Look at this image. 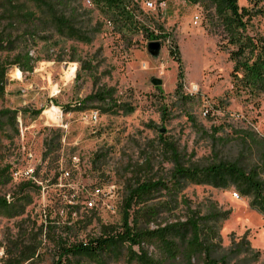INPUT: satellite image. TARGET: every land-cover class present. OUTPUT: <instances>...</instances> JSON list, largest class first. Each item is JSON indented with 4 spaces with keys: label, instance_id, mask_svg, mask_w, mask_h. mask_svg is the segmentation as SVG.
Listing matches in <instances>:
<instances>
[{
    "label": "rangeland",
    "instance_id": "rangeland-1",
    "mask_svg": "<svg viewBox=\"0 0 264 264\" xmlns=\"http://www.w3.org/2000/svg\"><path fill=\"white\" fill-rule=\"evenodd\" d=\"M123 1L132 19L108 0H77L81 37L73 38L33 8L52 26L49 42L33 47L30 55L41 60L33 73L8 70L0 96V264H126L122 244L112 254L76 258L62 249L104 229L122 233L127 186L149 181L165 182L176 201L162 193L147 203L158 222L183 220L187 206L204 215L214 204L230 213L220 225L218 257L264 264V207L251 191L232 178L175 184L171 152L185 168L257 165L242 140L252 136L264 147V99L255 107L234 94L233 66L211 10L188 0ZM258 1L263 15L252 24L264 33ZM152 42L162 46L157 58L148 53ZM13 54L0 52V62ZM100 89L111 91L116 105L83 103ZM106 188L107 202L88 210L89 195ZM131 208L133 225L144 208Z\"/></svg>",
    "mask_w": 264,
    "mask_h": 264
},
{
    "label": "trees",
    "instance_id": "trees-1",
    "mask_svg": "<svg viewBox=\"0 0 264 264\" xmlns=\"http://www.w3.org/2000/svg\"><path fill=\"white\" fill-rule=\"evenodd\" d=\"M76 1L0 0V52L14 53L12 57L0 62V96L4 94V80L9 69L16 67L24 74H31L36 64L41 61L30 54L40 40L49 42L46 36L51 26L46 21L48 18L55 26L58 25L61 33H66L70 38L74 35L81 37V32L78 31L81 29L78 26ZM108 1L119 6L123 15L132 19L126 12L127 6L123 0ZM188 2L213 12L220 38L219 47L228 54L233 66L231 79L234 94L245 104L258 107L264 99V33L255 32L252 22L263 15L261 10H257L260 1L248 0L253 8L240 7L238 0ZM34 7L41 8L49 17L38 16L33 12ZM131 11L129 12L132 15ZM11 31L15 34H8ZM172 56L179 62L177 51L174 50ZM49 60L50 58H46V61ZM83 103L116 105L112 92L106 89H100ZM39 114L40 112L36 115ZM242 144L249 154L255 153L257 165L240 167L223 162L205 168H185L177 153L171 150L174 164L172 179L175 184H179V180L195 181L205 177L220 181L232 178L242 192L250 190L255 202L264 207V147L252 136L247 140L243 139ZM171 191L172 188L163 181L128 185L123 202V232L112 234L104 229L99 238L62 249L63 257L112 254L117 244H122L126 246V264H228L226 260L218 257L217 250L220 247V225L228 219L230 213L219 211L214 204H210L204 215L187 206L183 220L158 222L160 218L157 210L145 206L162 193L172 197L170 204H175ZM0 202L6 203L4 200ZM133 204L144 209L138 211L132 225L129 223V213Z\"/></svg>",
    "mask_w": 264,
    "mask_h": 264
},
{
    "label": "built area",
    "instance_id": "built-area-1",
    "mask_svg": "<svg viewBox=\"0 0 264 264\" xmlns=\"http://www.w3.org/2000/svg\"><path fill=\"white\" fill-rule=\"evenodd\" d=\"M145 7L149 10H154L155 9V5L151 2H147L145 4ZM98 120V115L97 114H92L90 116V122H92L93 124H96ZM73 162L75 164H77L79 162V160L75 157L73 158ZM110 188H106V189H97L94 190L89 197L85 200V207L92 211L94 209H96L97 205L101 202V203H105L107 202V199L109 198V196L111 195L110 193H108V191H110ZM107 191V192H106Z\"/></svg>",
    "mask_w": 264,
    "mask_h": 264
},
{
    "label": "water",
    "instance_id": "water-1",
    "mask_svg": "<svg viewBox=\"0 0 264 264\" xmlns=\"http://www.w3.org/2000/svg\"><path fill=\"white\" fill-rule=\"evenodd\" d=\"M161 43L159 42H152V43H149L148 44V53L154 57V58H157L161 52ZM152 84L154 86H160L161 85V82L159 80H153L152 81Z\"/></svg>",
    "mask_w": 264,
    "mask_h": 264
}]
</instances>
